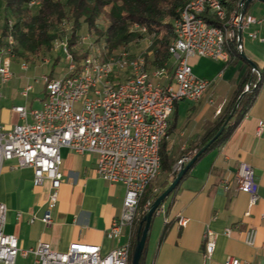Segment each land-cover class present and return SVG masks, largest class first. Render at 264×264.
Listing matches in <instances>:
<instances>
[{
  "label": "built area",
  "instance_id": "built-area-1",
  "mask_svg": "<svg viewBox=\"0 0 264 264\" xmlns=\"http://www.w3.org/2000/svg\"><path fill=\"white\" fill-rule=\"evenodd\" d=\"M42 1L29 0L28 7L38 8ZM245 1L229 11V0H190L174 22V39L169 49L173 63L159 69H149L144 56H133L129 51L109 55L106 41L98 42L91 34L79 38L83 54L76 55L80 61L69 47V36L54 41V51L61 50L65 55V73L59 78H43L45 101L42 109L30 112L32 122L16 125L11 131L0 129V178L4 164L17 161L18 167L34 171L36 187L49 182L48 206L42 222L50 226L64 178L62 149L79 155L95 154L98 176L110 185L126 188L122 213L108 230L110 239L120 241L126 237V242L108 254H102L98 245L81 242L72 243L64 252L54 251L42 241L34 249L22 250L17 236L5 232L8 208L0 203V264H16L20 255H33L35 264H129L140 200L161 174V144L174 107L181 101L199 102L211 87L210 81L194 75L190 59L230 62L231 47L239 31L264 23L249 14L242 18ZM206 12L221 25H210L202 17ZM13 24L9 20L10 28ZM63 27L71 30L68 23ZM134 31L146 33L138 26ZM16 46L12 34L3 40L0 37V87L13 76L11 64ZM239 50L241 54L240 46ZM173 69L174 84L169 85ZM14 110L21 119H27L29 113L24 107ZM221 112L219 109L216 113ZM263 132L264 122H260L257 135ZM196 155V151H191L183 156L175 171L179 173ZM222 187L228 191L232 184L224 181ZM234 187L249 195L246 216H250L260 200L250 164L238 166ZM151 204H147V210ZM185 224L180 221L181 226ZM225 234L230 236L231 230ZM257 236L258 230L249 228L245 243L255 247ZM216 246L217 235L208 229L204 234L207 259L213 258ZM222 264L243 263L229 257Z\"/></svg>",
  "mask_w": 264,
  "mask_h": 264
},
{
  "label": "crops",
  "instance_id": "crops-1",
  "mask_svg": "<svg viewBox=\"0 0 264 264\" xmlns=\"http://www.w3.org/2000/svg\"><path fill=\"white\" fill-rule=\"evenodd\" d=\"M256 1H252L247 14L264 21V3ZM8 11L7 0H0V32ZM243 51L262 73L254 102L229 139L209 150L188 171L154 218L152 251L147 254L151 264H222L229 257L243 264H264V132L257 135L260 122H264V23L252 24L243 31ZM55 53L14 50L13 76L0 87V129L11 131L16 125L32 122L30 112L42 109L46 95L43 78H59L66 69L56 74L60 58ZM190 64L194 75L210 81L211 87L199 102L181 101L174 107L165 143L179 158L208 132L219 116L216 112L227 106L252 69L244 57L228 64L193 57ZM168 84H174V69ZM19 106L29 113L26 120L15 112ZM61 154L64 178L50 226L42 222L50 183L36 187L32 169L18 167L17 161L4 164L0 203L8 208L5 232L17 236L22 250L34 249L42 241L54 251L64 252L72 243L81 242L98 245L102 254H108L126 242V237L120 241L108 237L110 226L122 213L126 188L110 185L98 176L95 154L79 155L67 148ZM241 163L253 167L259 185L260 200L250 216H246L249 195L234 187V174ZM224 181L232 184L228 191L222 187ZM182 220L186 224L181 226ZM251 227L258 230L255 247L245 243ZM208 229L217 235L212 259H207L204 252ZM227 229L230 236L225 234ZM16 264H35V257L20 255Z\"/></svg>",
  "mask_w": 264,
  "mask_h": 264
},
{
  "label": "trees",
  "instance_id": "trees-1",
  "mask_svg": "<svg viewBox=\"0 0 264 264\" xmlns=\"http://www.w3.org/2000/svg\"><path fill=\"white\" fill-rule=\"evenodd\" d=\"M243 1L245 0H229L227 3L228 10L232 11L239 8ZM189 2L190 0H43L41 5L33 10L28 7L29 0H7L9 11L0 37L3 40L12 34L18 45L15 47V52L20 49L32 53H39L43 49L49 51L53 42L58 39L57 32L60 29L65 30L64 23H68L71 30H65V36H69L71 50L78 43L84 28H86L88 34L93 35L98 42L105 40L108 45V54L115 55L127 49L136 40L143 38V33L134 31V28L138 26L141 29H146L145 35L152 41V46L147 54V65L151 70L159 69L169 65L172 60L169 49L174 39V22L180 17V12ZM202 17L210 25H221V22L208 12ZM9 20L14 22L12 28L9 27ZM100 20L104 23L102 28L98 25ZM117 51L119 52L115 53ZM73 54L75 59L80 61L76 53L73 52ZM234 58H242L238 38L232 44L230 62ZM250 78H252L250 92L242 99L237 112L226 126L223 134L198 158L197 162L209 150L229 139L254 102L258 87L262 82L259 74L253 73L252 69L249 70L242 84L208 132L191 145L188 150L184 151L181 156L189 151H196L198 154L212 140L225 124L240 95L246 90ZM166 137L167 135L163 139L160 150L161 174L165 175L166 181L158 192L155 191V187L150 185L140 200L139 217L134 228L129 264H132L134 248L142 236L145 224L142 231H140V224L147 212V204L153 203L168 188L170 181L173 182L178 175L175 171V165L179 157L168 149L165 143ZM149 236L140 264H145Z\"/></svg>",
  "mask_w": 264,
  "mask_h": 264
},
{
  "label": "water",
  "instance_id": "water-1",
  "mask_svg": "<svg viewBox=\"0 0 264 264\" xmlns=\"http://www.w3.org/2000/svg\"><path fill=\"white\" fill-rule=\"evenodd\" d=\"M260 2L264 3V0H258ZM252 3V0H246L243 8H242V18L247 14V10ZM239 39V46L241 49V56L244 57V59L252 66L253 72H256L259 74L260 78L262 77V73L258 66L251 60H249L247 57H245L244 51H243V31L240 30L238 34ZM252 86V80L249 81L247 84L246 90L240 95L238 98L231 114L229 115L228 119L226 120L225 124L220 128L218 133L210 140L202 149L201 151L191 160L185 167H183L175 180L170 184V186L150 205L149 209L147 210L145 216L142 219V222L140 224V231H142L143 225L144 229L142 231V236L137 241L136 246L133 251V257H132V264H140L141 258L143 256L147 239L149 236V233L151 231V226L154 218L159 215V213L162 210L163 205L165 204L166 200L170 197V195L174 192L176 187L179 185V183L182 181L184 176L187 174V172L195 165L198 158L204 154L214 143L215 141L223 134L226 126L229 124V122L234 117L235 113L237 112L239 105L242 101V99L246 96L247 93L250 92ZM159 212V213H158Z\"/></svg>",
  "mask_w": 264,
  "mask_h": 264
},
{
  "label": "rangeland",
  "instance_id": "rangeland-1",
  "mask_svg": "<svg viewBox=\"0 0 264 264\" xmlns=\"http://www.w3.org/2000/svg\"><path fill=\"white\" fill-rule=\"evenodd\" d=\"M256 4L258 3V4H261L260 3V1H256L255 2ZM33 12H35V11H33ZM10 14H11V11L9 12ZM98 25H99V27L100 28H102L103 26H104V23L102 22V20H100L99 21V23H98ZM63 31V32H62ZM57 34H58V39H60V38H62L63 36H65V34H66V32H65V30H62V29H60L59 30V32H57ZM86 34H88V32L86 31V28H84V30H83V33L81 34V35H86ZM142 34V33H141ZM146 33H143V38H140V39H138V40H136L135 42H133L127 49H125V50H122V51H129L133 56H144L145 58H146V60H147V57H148V53H149V50H150V47L152 46V41H151V39H149V37H147V35H145ZM54 46H53V44H52V46H51V49L48 51V53H51V51L52 52H54L53 50H54V48H53ZM82 49V48H81ZM72 51L74 52V53H76L77 55H81V54H83V52L80 50V46H79V41H78V43L72 48ZM119 51H117V52H115V53H118ZM56 55V57L58 58H60L59 59V66H58V70L56 71V74H58L59 75V73H60V71L61 70H63L64 68H65V66H66V61H65V55H64V53L61 51V50H59V51H56V53H55ZM172 61V60H171ZM172 63H173V61H172ZM60 70V71H59ZM40 84H42V82L40 83ZM41 89H42V87H38V92H40L41 93ZM184 151H186V150H184ZM191 152L189 151V152H185V154L183 155V156H185V155H189ZM183 156H181L180 158H179V160L183 157ZM178 160V161H179ZM166 181V178H165V175H163V174H160V176L157 178V180L155 181V182H153V184H152V186L153 187H155V191H160L161 189H162V187H163V183ZM169 187V186H168ZM159 216V215H158ZM155 218H157V217H155ZM150 236H151V233H150ZM149 236V241H148V247H147V254H148V251L150 250V251H152V249L150 248L152 245H153V239H150L151 237ZM152 240V241H151ZM155 240V239H154ZM151 244V245H150ZM147 254H146V257H145V263L146 264H151V258H149V256H147Z\"/></svg>",
  "mask_w": 264,
  "mask_h": 264
}]
</instances>
